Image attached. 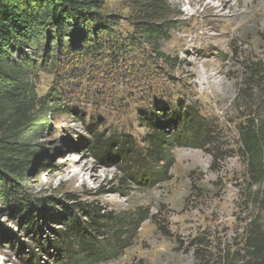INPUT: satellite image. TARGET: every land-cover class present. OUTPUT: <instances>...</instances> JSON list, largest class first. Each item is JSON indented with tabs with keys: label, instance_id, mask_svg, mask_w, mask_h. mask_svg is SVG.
I'll use <instances>...</instances> for the list:
<instances>
[{
	"label": "rangeland",
	"instance_id": "rangeland-1",
	"mask_svg": "<svg viewBox=\"0 0 264 264\" xmlns=\"http://www.w3.org/2000/svg\"><path fill=\"white\" fill-rule=\"evenodd\" d=\"M151 1L104 0L87 43L75 36L72 49L69 36L27 53L46 122L28 136L34 158L22 172L0 171V264H70L56 234L69 219L90 223L97 207L120 219L119 246L102 230L97 246L116 251L88 264H215L243 246L250 219L264 227V210L245 202L237 135L263 93L254 68L264 67V0H156L163 10L151 23L162 33L148 34L137 23ZM189 110L207 138L179 133ZM142 114L174 137L171 159L94 154L99 136L129 138L144 156ZM24 204L38 208L35 227Z\"/></svg>",
	"mask_w": 264,
	"mask_h": 264
},
{
	"label": "trees",
	"instance_id": "trees-1",
	"mask_svg": "<svg viewBox=\"0 0 264 264\" xmlns=\"http://www.w3.org/2000/svg\"><path fill=\"white\" fill-rule=\"evenodd\" d=\"M103 5L104 0H0V171L16 176L22 172L24 164L34 158L28 148V136L40 131L46 122L44 98H38L36 94L35 64L31 65L32 59L27 53L39 51L43 42L46 50L54 42L58 49L69 36L72 37L69 45L72 49L78 48L75 36L80 37L81 44L87 43L101 25L97 12ZM163 5L152 0L146 10L147 19L139 21L137 26L148 34L162 33L161 28L151 22L156 21ZM254 69V76L258 79L256 88L261 90L262 87L263 93H258V102L249 108L237 126L238 154L247 176L245 202L247 206L264 210V105L260 101L264 99V67L255 64ZM47 108V112H52V107ZM166 115L164 117H176ZM142 116L140 120L145 121L149 129L143 141L146 145L144 156L132 147L129 138L104 140L99 136L91 145L94 154L102 158L109 152L138 162L159 163L171 159L174 137L165 127L158 128L159 125L148 115ZM181 118L178 123L180 134L187 133L188 139L195 141L209 136L206 121L190 110ZM3 188L6 194L12 191L6 186ZM24 205L29 214L27 218L25 216L26 224L29 228L35 227L38 223L34 214L38 208L34 204ZM66 211L70 212L69 209ZM91 211L90 223L69 219L66 230L56 234L55 245L69 255L70 264H88L94 257L102 255L103 250L113 252L111 245L103 246L102 250L97 246L98 237L103 236L100 235L102 230L108 232L110 228L109 234L117 237L118 244L120 219L101 214L99 207L91 208ZM97 219L106 224H99ZM215 264H264V227L259 220L250 219L245 225L243 246L236 252L222 253Z\"/></svg>",
	"mask_w": 264,
	"mask_h": 264
}]
</instances>
